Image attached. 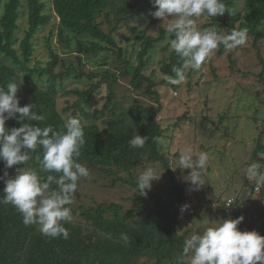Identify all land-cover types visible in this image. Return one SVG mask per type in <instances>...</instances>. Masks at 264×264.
Listing matches in <instances>:
<instances>
[{"label": "trees", "instance_id": "obj_1", "mask_svg": "<svg viewBox=\"0 0 264 264\" xmlns=\"http://www.w3.org/2000/svg\"><path fill=\"white\" fill-rule=\"evenodd\" d=\"M241 1L224 0L226 9L231 12L226 10L223 16L207 18L201 31L215 26L219 34L225 32L227 35L233 29L246 28L247 36L253 35L259 41L264 36V0H244L243 8L237 11ZM150 3L152 0H53V12L59 21L51 26L47 37L49 60L46 63L36 61L32 65L36 50L34 40L52 17L47 13L48 4L45 0H0V85H5L7 90L6 83L15 81L19 87L17 96L20 106L35 103L34 111L45 117L43 121L26 122L32 126H51L55 131H62L67 119L78 118L86 139L79 163L110 178L113 186L122 184L133 189L137 188L134 180L137 168L160 165L170 191H167L169 195L166 200L162 196L135 197L133 201L137 205L128 211L114 202L101 203L97 207H76V191L70 205L72 220L64 222L70 233L68 239L46 237L37 225L25 226L14 207L0 205V264H174L175 257L182 254L186 236L178 232V219L189 212L182 213L180 208L190 200L185 199L170 157L162 149L161 141L165 134L158 120L162 110L158 83L154 81V75L145 74L151 62V53L167 38L166 33L161 28L158 36L148 35L152 23L144 31L137 28V64L126 57L124 49L114 37V30L123 23L148 21ZM25 13L28 27L24 31L25 38L16 46L20 20ZM105 25L110 26L108 32L103 28ZM54 37L63 46L62 53L53 45ZM220 48L222 54L226 49L223 46ZM112 57L115 72L87 69L94 60L108 61ZM178 64L177 56L171 52L169 60L162 63V73L165 76L174 75L171 68ZM98 77L101 80L89 87L65 88L66 81L84 83ZM129 77L134 90L143 89L148 96H157V103L160 104L157 110L137 105L115 116L119 104H112L113 87L121 78ZM260 77L264 78L263 74ZM110 79L114 80L111 84ZM104 83L111 85L108 86L110 91L106 103L102 109L94 108L93 95ZM161 83L162 86L171 85L166 80ZM41 85L46 88H40ZM171 86L181 88V85ZM60 95H73L77 100L60 110ZM69 112L71 114L67 115ZM20 126L16 119L5 123V128L9 130ZM134 135L149 137L142 149L129 146ZM259 152H264L262 143L255 148L252 163L259 161L264 164L259 160ZM36 154H40L39 149L24 167L39 170L34 159ZM17 167L22 166L8 169L10 177L17 175ZM3 171L4 165L0 162V176ZM39 174L46 179V173ZM253 183L246 178L245 186L248 189L252 188ZM4 187V181L0 180V194H3ZM151 199L155 206L146 208ZM228 199L235 201L236 210L230 215L234 219L241 217V207L251 196L233 194L224 203ZM258 205L260 210L257 214L260 215L254 220L264 221L263 195L258 198ZM257 214L255 212V216ZM73 217H79L82 221ZM254 220L249 222L244 218L238 225L239 230L256 231L250 228ZM260 229L259 234L264 236V222ZM121 234L128 236L127 243L121 240Z\"/></svg>", "mask_w": 264, "mask_h": 264}, {"label": "rangeland", "instance_id": "obj_2", "mask_svg": "<svg viewBox=\"0 0 264 264\" xmlns=\"http://www.w3.org/2000/svg\"><path fill=\"white\" fill-rule=\"evenodd\" d=\"M45 1L48 4L47 13H50L52 17L50 23L37 34L34 40L36 50L32 65L36 61L46 63L49 60L47 37L51 26L59 21L53 12V0ZM243 5L244 0L237 6V11H240ZM156 10L157 6L150 3L148 21L126 22L114 30L116 41L124 49L126 57L130 58L134 64H137L139 52V46L136 43L137 28L144 31L152 23L148 35L154 36H158L160 29L164 28L163 21L152 16ZM205 21H207L205 17L196 20L198 30H201ZM27 27L28 18L25 13L20 20L16 46H19L20 41L25 38L24 31ZM109 27L105 25L103 28L108 32ZM168 41L169 38H166L151 53V62L145 74L154 75V81L158 83L162 108L158 120L165 134L161 141L162 149L166 156L170 157V164H172L177 183L184 190L185 199L190 200L194 206L193 212L183 213L178 219V232L185 235L187 239L193 234L202 233L206 227L213 226L214 221L232 219L230 214H225L224 200L233 194L239 195L242 191L245 193L249 190L245 186L247 177L244 169L252 163L258 143L264 144V78L260 77L262 74L264 77V36L256 41L255 36L249 35L245 45L227 49L222 54L219 47L206 58L199 70L186 71V82L179 89H174L171 85L162 86L161 83L165 80L161 70L162 63L167 62L171 55ZM53 45L58 47L59 53H62L63 46L55 37ZM107 60L100 62L94 60L87 69L91 68L97 72H115L116 67L112 66L114 58ZM100 80L101 77L84 83L66 81L65 88L73 90L89 87ZM113 81L110 79V84ZM130 82L131 77L121 78L113 87L112 104L113 106L115 103L119 104L115 116L137 105L157 110L160 106L157 103V96L150 97L143 89L134 90ZM108 86L111 87L109 83H104L93 95L94 108L104 107L110 91ZM40 88L46 87L41 85ZM76 98L73 95L58 96L60 110L71 106L77 100ZM70 114L71 112L67 113V115ZM189 146L194 152H205L209 157L206 168L201 171L205 184L199 190H192L191 183L186 180L191 169L178 168L179 153ZM149 166L156 170L158 176H161L158 180L152 181V187L147 196H162L166 200L169 195L167 192L169 182L163 176L160 165L151 164L137 168L134 180L137 184L138 175L144 167ZM86 167L90 170V178L82 180L78 185L76 207L80 205L87 208L97 207L101 203L114 202L123 205L124 210L128 211L137 205L133 198L147 197L136 193L137 188L133 189L122 184L113 186L110 178L87 165ZM153 202L154 200L151 199L145 207L155 206ZM250 211L255 216V212L251 209ZM259 215L260 213L256 217L259 218ZM73 219L82 221L79 217H73ZM262 222L264 221L257 219L250 228L260 233Z\"/></svg>", "mask_w": 264, "mask_h": 264}, {"label": "clouds", "instance_id": "obj_3", "mask_svg": "<svg viewBox=\"0 0 264 264\" xmlns=\"http://www.w3.org/2000/svg\"><path fill=\"white\" fill-rule=\"evenodd\" d=\"M152 3L157 6L152 16L163 21L166 37L169 38V51L174 52L179 61L171 68L174 75L164 77L168 84L183 85L186 71L199 70L206 58L220 46L226 50L234 49L247 41L246 28L233 29L227 35L219 34L215 26L198 30L197 19L225 14L224 0H152ZM6 89L5 85H0V162L4 165L0 180L5 183L0 205L14 207L25 226L37 225L46 237L68 239L70 233L64 222L72 220L70 205L79 183L90 178V170L78 162L86 144L82 123L78 118H69L64 122L62 131H55L51 126H32L26 121L45 119L34 111L36 104L20 106L17 96L19 87L15 81L7 82ZM10 119L18 120L21 126L6 129L5 123ZM148 139L147 136L134 135L129 146L142 149ZM38 149L40 154H36L34 159L39 170L24 167ZM257 155L259 160L264 161V152ZM208 159L207 153H196L190 146L180 151L178 168L191 169L186 180L191 183L192 190H199L205 184L201 171L206 168ZM18 165L22 167H17V175L10 177L8 169ZM40 172L47 174L46 179ZM244 174L257 185H264V164L259 161L250 163ZM160 176L153 167H144L137 177L136 193L147 196L152 181ZM252 192L253 184L246 191L247 196H251L246 201L252 203L248 209L250 214L247 213L250 216L253 199H258ZM231 205L229 200L225 207ZM187 207L183 205L181 212ZM246 216L214 221L213 226L206 227L202 233L191 235L185 240L182 254L175 257L174 264H264V236L238 228ZM121 240L127 243L128 236L121 234Z\"/></svg>", "mask_w": 264, "mask_h": 264}, {"label": "built area", "instance_id": "obj_4", "mask_svg": "<svg viewBox=\"0 0 264 264\" xmlns=\"http://www.w3.org/2000/svg\"><path fill=\"white\" fill-rule=\"evenodd\" d=\"M254 182V181H253ZM253 196L254 197H258L260 198L261 195H263V201H264V185H257L255 182L253 183V192H252ZM231 200L232 201V205L231 206H228V207H225L226 203ZM234 199H228L225 203H224V211H225V214L227 215H232L233 212L236 210V207L234 205ZM184 205H188L187 207V211H193V204L190 202V201H186L184 202ZM242 205V204H241ZM252 206V203L251 202H245L243 205H242V212H241V215L246 216V219L251 222L253 219L257 218L256 216H253V215H248V209ZM181 210V208H180ZM264 216V215H263Z\"/></svg>", "mask_w": 264, "mask_h": 264}, {"label": "crops", "instance_id": "obj_5", "mask_svg": "<svg viewBox=\"0 0 264 264\" xmlns=\"http://www.w3.org/2000/svg\"><path fill=\"white\" fill-rule=\"evenodd\" d=\"M246 197L247 196V193H246V191H245V193H244V191H242L241 192V194H240V197ZM253 205H254V207H253V211L254 212H258L259 210H260V206L258 205V199H253ZM262 208L264 209V207L262 206Z\"/></svg>", "mask_w": 264, "mask_h": 264}]
</instances>
